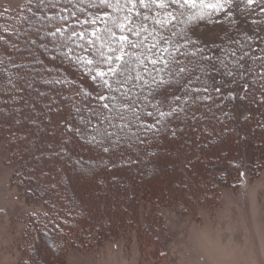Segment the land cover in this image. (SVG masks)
<instances>
[{"label":"trees","instance_id":"trees-1","mask_svg":"<svg viewBox=\"0 0 264 264\" xmlns=\"http://www.w3.org/2000/svg\"><path fill=\"white\" fill-rule=\"evenodd\" d=\"M63 6L64 4L61 2L56 8H52L48 4L43 7L41 0H30L28 5L16 15L0 11V134L7 140L6 162L19 168L15 184L25 191L27 201L43 205L41 212L29 215L26 221L25 235L19 244L18 264H44V261L40 260L41 239H45L50 247L53 242L59 240L56 247L53 246V252L61 253V255L53 257L51 264L65 262L67 254L72 250H90L106 242L124 238L131 232L148 247L160 245L162 237L168 232L165 211L170 210L177 215L193 218L198 211L197 207L203 209L201 206H206L208 209H214V206L219 205L223 189H237L244 176L257 179L264 172V63L259 59H254L248 65L252 71L239 78V83L228 84L225 80L224 86L220 88L219 92H216L213 88L219 85H213L212 81H208L207 92L201 90L192 93L193 97H206V99L197 98L194 103L188 104L181 102L183 111L158 124L159 131L141 136L140 139L144 141L143 143L132 138L129 144L135 149H128L130 151L128 159L122 161L121 156L119 163L113 161L108 167H105L111 179L106 173H102V177L96 179L98 184L93 190L98 192L97 199H99L100 193L104 192V199L98 200L97 207L92 203L93 209L87 211L88 213L83 210L77 213L73 208L76 201L70 181L74 170L67 171L64 167L69 168L70 164H74L73 153L78 150L81 144L86 147L87 143H90L88 142L90 137L85 138L84 136V126L81 122L83 106L75 108L68 100L65 101L60 96L77 97L74 102H78L83 92L91 93L94 96L95 88L92 82L85 80L84 76L87 75L83 66L75 62L77 56L84 55L80 49L74 48V54L68 53L67 47L59 51L70 62L77 65L74 68L75 71L71 67L61 71L62 63L57 57H52L55 64L51 66L46 62L42 63L38 54L35 53L36 55L31 56L35 52V48L38 47L36 46L37 40L32 41V45L35 46L33 48L25 42L24 37L30 30L36 32L33 14L38 11L44 13L45 17L41 15L47 26L51 22L57 21L50 18L60 15V7ZM74 10L68 6V10L62 14L68 16V13ZM230 11L232 12L230 18L221 14L213 16L212 23L202 21L194 25V32L190 33L193 39L198 37L202 44L211 46L216 54H220L219 50L227 44L228 36L239 35L237 27V29H243L248 36L253 38L250 43L256 45L253 49L254 56L264 55L260 52V49L264 48V41L260 40V37H264V12L260 7H254L245 12L243 8L236 9L235 5ZM232 20L235 23H231ZM223 21H226L225 26H228L227 29H229H223V31L229 32V34L222 35V32L214 31V36L201 38L200 30L220 25ZM253 21L257 23L254 24ZM61 23L63 22L60 21ZM73 24L74 18L69 16L68 22L63 25L65 33L72 30ZM77 30L79 29L77 28ZM57 36L58 40L62 41L59 35ZM227 46L236 47L231 44H227ZM44 47L43 45L41 50ZM191 50L195 51V48H191ZM34 58L40 59L39 62L43 65L46 73H49L47 76L52 79L51 82L66 93L55 89L53 95L59 97H51V93L49 97L38 93L39 97L42 95L44 99L35 98L33 100L31 87L34 86L36 80L33 82L31 79L35 77L32 71ZM189 67L192 65L189 64ZM29 68L30 72L24 74V71ZM38 77L40 76L36 74V78ZM201 80L203 82L204 78L202 77ZM56 86L54 87L56 88ZM202 86V83L195 85L197 88H202ZM17 100L21 103L17 107L14 106L17 112L13 107L9 111L10 118L3 115L4 111L8 110L6 103ZM51 101L58 103L55 104ZM83 104L85 107L86 102ZM29 106L32 108L28 109ZM53 106L60 107L58 111L60 120L55 119L54 111H57V108L53 110ZM38 107L42 109L40 114L41 119L44 120L43 127L34 125L35 123L31 124V119H36L39 113ZM77 109L81 111L78 112ZM16 115H19L22 124L15 123ZM148 122L152 121L149 119ZM34 126H38L40 129L37 130V134L34 133V136H31L33 137L32 140L30 138L31 147L27 148L26 145L23 148L24 145L18 132L20 130V132H24L25 136H29L33 133ZM57 128L63 131V135L59 141L51 140V135H55ZM77 129H79V135L75 134ZM110 130L116 131L113 128H109ZM131 131H136V129H130ZM173 132L174 134H172ZM137 134L139 135V133ZM76 135V141L72 142L75 139L73 136ZM168 135L171 137L169 142ZM121 141L124 143L127 138L125 140L120 138L119 142ZM158 143L162 145L157 146ZM234 145L237 148H234ZM217 147H220L223 154L224 151L230 150L231 159L228 160L225 169L220 171L215 168L213 170L206 169L207 162L204 160L207 161V154L218 150ZM124 148L125 146L122 149L124 150ZM89 149H93V146ZM158 152L165 154L174 152L175 156L180 157L179 159L185 158L183 159L185 163L181 161L185 175L184 177L180 175L179 179L177 178L175 186L171 184L170 180L163 188L158 189V187H151L147 183H143L140 178L139 185L132 189L130 183L122 182L121 178L114 177V174L122 172L120 169L136 173L140 165L149 162L145 166H152L153 157H158ZM121 153H125V150ZM163 159L166 158L163 157ZM104 160L110 162L108 158ZM34 162H37V167L40 169L39 174L32 172ZM61 168L64 169L60 171ZM124 174L126 175L125 172ZM174 177L175 175L172 173L170 178ZM184 178L188 182L183 183ZM127 179H131V176L128 175ZM120 181L119 185L124 187L122 192L117 190V186V191L112 190V183L118 184ZM115 194L121 198L118 204H124L122 209L116 207L112 202V199L117 197ZM94 211L98 214L96 215ZM85 213H87V221L86 219L81 220L82 217H85ZM90 214H95L96 218L92 219Z\"/></svg>","mask_w":264,"mask_h":264},{"label":"rangeland","instance_id":"rangeland-1","mask_svg":"<svg viewBox=\"0 0 264 264\" xmlns=\"http://www.w3.org/2000/svg\"><path fill=\"white\" fill-rule=\"evenodd\" d=\"M29 2L30 0H0V11H6L11 15H16L21 12ZM50 2L56 3V0H43V7L47 6V4L49 5ZM41 14L45 17V14L41 11L33 14L36 32H31L30 30L28 34L24 36L25 42L33 48H35V46L32 45V41L34 39L37 40L36 46L38 47L35 48V52L31 56L38 54L42 63L46 62L51 66L55 64L52 61V57L54 56L62 63V67L60 66L61 71L69 67L74 70L77 65L70 62L62 52H59L64 48L61 47L63 42L58 40V36L53 37L50 35V33L55 31L60 21L51 22L46 26L45 20ZM223 22L220 25L213 24L214 27H206L202 31L199 29L200 34H202L201 38L214 36V31L222 32V35L229 34V32L223 31V29L229 30L227 29L228 26H225L226 21ZM43 45L46 48L44 47V49L41 50ZM34 59L32 62V65H34L32 66V71L35 77L31 78L33 82L36 79L34 86L32 85L31 87L33 100H35V98L44 99L42 96L43 94L49 97L50 93L51 97H59L53 95L55 89L66 93V91L58 89L56 84L51 82L52 79L47 76L49 73H46L43 65L40 64V59ZM83 70L86 73L84 68ZM24 72V74L30 72V68L29 70L26 69ZM36 74L40 77L36 78ZM84 77L88 82H92L88 76ZM54 86H56V88ZM38 93H42V95L39 97ZM92 97L93 95L86 97L81 94L78 102H74V100H77V97L67 98L65 95L60 96L61 99L65 101L68 100L75 108H79L82 105L83 112L81 115L83 117H85V113L88 115L87 112L90 106L94 105L93 103L95 100ZM51 102L55 104L58 103ZM85 102L86 106L84 107L83 103ZM20 104L18 100L7 102L6 109L8 110H5L3 115L9 116L10 118L11 113H9V111L12 110L14 106L17 107ZM54 106L52 108L53 110L57 108V111H54L55 119L60 120L58 114L60 107ZM16 107H14V110L17 112ZM31 108V106L28 107V109ZM37 110L39 113L36 119H31V124L35 123L34 125H42L43 127L44 120L41 119L40 114L42 109L38 107ZM44 110L46 111L47 109ZM14 121H16V124H22L19 115L15 116ZM116 122L117 124L122 123L119 120L114 121V123ZM34 128L35 129H32L33 133L29 136H25L24 132H20L19 130L18 134H20V139L23 142V148L26 145L27 148L31 147L30 138L32 140L33 137L31 136H34V133L40 129L38 126H34ZM75 134L79 135L78 131H76ZM172 134H174V132ZM62 135L63 131L57 128L55 130V135H51V140L59 141ZM75 137H77V135L73 136V138ZM168 137L167 139L169 142L171 137L170 135H168ZM123 139L125 140L126 138ZM74 141H76V138L72 140V142ZM129 142L130 140L127 138L126 142L122 143V141H118L115 146H112L108 141H105V146L109 147V151L107 152L102 150L99 143H87L86 147L83 146L84 144H81L78 150L73 153L72 157L75 159L74 164H70L69 168H64L67 169V171L71 169L74 170V175L71 177L70 181L72 183V190L75 194V196L74 194L73 196L75 197L77 205L73 208H75L77 213H79L80 210L86 212H89V210L91 211V209H93L92 203L97 207V204L99 205V203H97L98 200L101 201L102 198L104 199V192H99V199H97L98 192L93 190L98 184L96 179H99V177L101 178L102 173H106L109 179H111L105 167H108L113 161L119 163V161H121V156L122 161L128 159L130 153L128 149H135H133L131 144V146H129ZM6 144L7 140L0 134V264H18L20 253L19 244L22 237L25 235L26 221L29 215H35L41 212L43 210V205L27 201L25 191L21 190L15 184L19 168L12 163L8 164L6 162L8 155ZM161 145L162 144L158 143L157 146ZM91 146H93V149L90 150L89 147L91 148ZM124 146L125 153H121L124 151L122 149ZM234 148H237V146L234 145ZM217 149L218 150H213L211 154H207V161L204 160V162H207V165H205L206 169L213 170L215 168V170L220 171L226 168L228 160L231 159L230 150L224 151L223 154L220 147H217ZM20 150L22 149L20 148ZM38 152H40V149H38ZM157 156L158 157L155 158L153 157L152 166H145L146 164L148 165L149 162L145 165H140L137 171L138 173L120 169L123 173L120 172V174L118 172V174H114V177L121 178L123 180L122 182L130 183L132 189L139 185L140 178H142L141 180L143 183H147L151 187H158V189L163 188L170 180L171 184L175 186L180 175L181 177L185 175L182 169V162L185 163V160L183 161L185 158L179 159L180 157L175 156L174 152L166 154L158 152ZM196 156L198 157V155ZM34 157L36 159V156ZM163 157L166 159H163ZM105 158H108L110 162L104 160ZM179 162H181V164H179ZM224 163L226 164L224 165ZM37 168V162H34V169L32 172L39 174L40 169L38 168L37 171ZM64 168H61L60 171ZM98 172L99 174L97 175ZM172 173L175 175L174 178H170ZM128 175L131 176V179H127ZM185 182H188L186 178H184L183 183ZM120 183L121 181L118 182V184L112 183V190L115 189V191L118 190L122 192L121 190H123L122 188L124 187L119 185ZM116 196L115 194V197ZM120 199L121 198L117 196L115 199H112V202H114L116 207L122 209L124 204H118ZM201 207L203 209L196 208L198 211L193 218L177 215L170 210L165 211L168 232L162 237L163 240L160 245L148 247L142 240L141 242L137 239V235L131 232V234L128 233L129 235H127L130 237L125 236L121 239L109 241L90 250H72L67 254L66 261H60L59 264H264V172L257 179H250L247 175L244 176L241 180L240 187L237 189H223L221 191L220 203L214 206V209H208L206 206ZM87 213L84 214L85 217H82L81 220L86 219L87 221ZM95 214L97 215L98 213L95 212ZM95 214H90L92 219L96 218ZM40 243V260H43L44 264H51L53 257H59L61 255V253L53 252V246L56 247L55 245L59 243V240L53 242L51 247L47 244L48 242L45 239H41Z\"/></svg>","mask_w":264,"mask_h":264},{"label":"snow or ice","instance_id":"snow-or-ice-1","mask_svg":"<svg viewBox=\"0 0 264 264\" xmlns=\"http://www.w3.org/2000/svg\"><path fill=\"white\" fill-rule=\"evenodd\" d=\"M61 2V14L50 19L63 23L50 35H59L61 47H67L68 53L74 54V48L84 53L75 62L93 82L95 104L81 122L85 138L99 143L105 152L109 151L105 141L112 146L120 138L143 143L141 136L159 131L158 124L183 111L181 102L206 99L192 93L207 92L208 81L219 85L213 88L219 92L225 80L239 83V78L250 73V61L264 63V55L254 56L256 45L243 29H237L238 36H228L227 44L236 47L226 44L220 54L190 34L199 22L212 23L213 16L230 18L234 5L245 12L254 7L264 12V0H56L49 6L56 8ZM68 6L75 10L64 16ZM69 16L74 24L65 33L63 25ZM201 83L202 88L195 87ZM82 95L92 96L88 92ZM116 120L122 123H114ZM133 128L136 131L130 132Z\"/></svg>","mask_w":264,"mask_h":264}]
</instances>
